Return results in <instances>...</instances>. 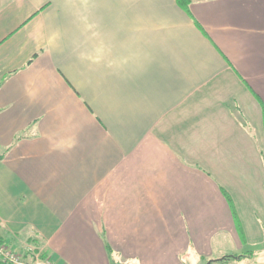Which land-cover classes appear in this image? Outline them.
Here are the masks:
<instances>
[{
    "label": "crops",
    "instance_id": "0c3cea01",
    "mask_svg": "<svg viewBox=\"0 0 264 264\" xmlns=\"http://www.w3.org/2000/svg\"><path fill=\"white\" fill-rule=\"evenodd\" d=\"M0 155L14 249L264 264V0H0Z\"/></svg>",
    "mask_w": 264,
    "mask_h": 264
},
{
    "label": "built area",
    "instance_id": "2783aa9c",
    "mask_svg": "<svg viewBox=\"0 0 264 264\" xmlns=\"http://www.w3.org/2000/svg\"><path fill=\"white\" fill-rule=\"evenodd\" d=\"M25 249H14L0 244V261L7 264H55L50 258L42 257L32 245L25 244Z\"/></svg>",
    "mask_w": 264,
    "mask_h": 264
},
{
    "label": "trees",
    "instance_id": "16d2710c",
    "mask_svg": "<svg viewBox=\"0 0 264 264\" xmlns=\"http://www.w3.org/2000/svg\"><path fill=\"white\" fill-rule=\"evenodd\" d=\"M178 6L183 9L184 11L188 12V6L191 2H193V0H174ZM30 62V61H29ZM2 158V156L0 155V159ZM4 241L2 239H0V244H3ZM30 243L36 245L35 242L33 241H30ZM5 244V243H4ZM42 257L44 256V254L41 255ZM240 257V256H239ZM230 258H232L231 256H224L220 259H214L211 264H214V263H219V262H224V261H227V260H230ZM241 258V257H240ZM209 261V260H208ZM0 264H7L5 262H2L0 261Z\"/></svg>",
    "mask_w": 264,
    "mask_h": 264
},
{
    "label": "rangeland",
    "instance_id": "374dc122",
    "mask_svg": "<svg viewBox=\"0 0 264 264\" xmlns=\"http://www.w3.org/2000/svg\"><path fill=\"white\" fill-rule=\"evenodd\" d=\"M21 249H25L26 248V245L25 243H22L21 244ZM241 255H246L247 252L246 251H243L242 253H240ZM258 254V253H257ZM260 256H258V258H264V250L261 251V253H259ZM258 258H255V262L258 261ZM251 260V259H250ZM208 261V260H207ZM207 261L205 262H201L199 264H205ZM244 261V260H243ZM240 261H234L233 259H230V260H227V261H224V262H219V263H214V264H240L239 263Z\"/></svg>",
    "mask_w": 264,
    "mask_h": 264
},
{
    "label": "water",
    "instance_id": "95a60500",
    "mask_svg": "<svg viewBox=\"0 0 264 264\" xmlns=\"http://www.w3.org/2000/svg\"><path fill=\"white\" fill-rule=\"evenodd\" d=\"M212 261H213V260H209V261H207L205 264H211Z\"/></svg>",
    "mask_w": 264,
    "mask_h": 264
}]
</instances>
